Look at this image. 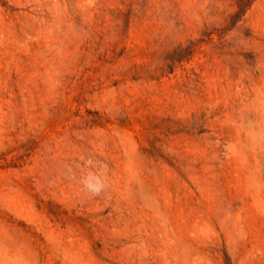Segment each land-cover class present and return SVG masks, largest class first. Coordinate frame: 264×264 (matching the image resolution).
I'll use <instances>...</instances> for the list:
<instances>
[{
	"label": "rangeland",
	"instance_id": "374dc122",
	"mask_svg": "<svg viewBox=\"0 0 264 264\" xmlns=\"http://www.w3.org/2000/svg\"><path fill=\"white\" fill-rule=\"evenodd\" d=\"M0 264H264V0H0Z\"/></svg>",
	"mask_w": 264,
	"mask_h": 264
}]
</instances>
